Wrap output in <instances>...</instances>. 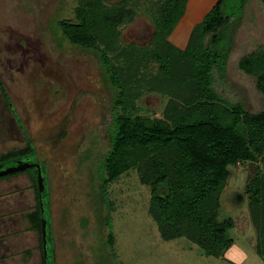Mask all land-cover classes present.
Instances as JSON below:
<instances>
[{"label": "rangeland", "instance_id": "obj_1", "mask_svg": "<svg viewBox=\"0 0 264 264\" xmlns=\"http://www.w3.org/2000/svg\"><path fill=\"white\" fill-rule=\"evenodd\" d=\"M156 1L137 2L135 16L120 28L122 46H150L154 26L145 10ZM216 1L189 0L169 42L183 49ZM76 7V0H0V155L25 148L27 141L33 146L35 157L28 162L44 170L49 226L44 257L41 233L27 220L36 210L31 173L0 179V264H263L245 194L257 171L264 174L259 162L227 168L219 219L231 217L234 228L232 245L218 258L205 256L185 238L161 239L148 213L150 188L139 182L135 170L109 184L102 200L114 91L97 57L71 45L57 26L60 20L74 22ZM240 16L226 65L228 87L219 94L256 114L264 110V96L238 64L264 47L263 3L247 0ZM166 101L160 94H143L140 114L160 118ZM107 217L109 227L103 221Z\"/></svg>", "mask_w": 264, "mask_h": 264}, {"label": "trees", "instance_id": "obj_2", "mask_svg": "<svg viewBox=\"0 0 264 264\" xmlns=\"http://www.w3.org/2000/svg\"><path fill=\"white\" fill-rule=\"evenodd\" d=\"M138 1L109 6L105 0H76L75 21L57 23L71 45L97 57L114 91L100 195L105 201L107 186L135 170L139 182L150 188L148 213L161 239L185 238L205 256L218 258L232 245L229 232L234 228L231 217L219 219L227 168L245 162L264 164V110L249 113L240 101L230 102L219 94L228 87L226 65L247 0H217L192 28L183 49L172 45L169 36L184 17L189 0L151 3L145 10L154 26L150 46H122L120 28L133 19ZM238 67L255 78L256 89L264 96V47L243 57ZM150 93L167 99L160 118L140 114L138 101ZM31 157L34 149L27 141L25 148L1 154L0 166ZM257 172L245 194L256 232L255 251L264 259V174ZM23 173H31L37 194L36 210L27 220L40 233L36 170L0 179ZM42 198L44 209L45 191ZM103 221L110 226L109 217ZM107 242L112 246L111 231Z\"/></svg>", "mask_w": 264, "mask_h": 264}, {"label": "water", "instance_id": "obj_3", "mask_svg": "<svg viewBox=\"0 0 264 264\" xmlns=\"http://www.w3.org/2000/svg\"><path fill=\"white\" fill-rule=\"evenodd\" d=\"M30 168L35 169L37 172V190H38L39 197H41L44 192V178H43V168L40 164L31 163L28 161H18L15 164H12V165H9L3 168L0 166V177L10 175L13 173H17V172H21L23 170L30 169ZM40 209L42 213L43 206H42L41 201H40ZM46 224L47 222L45 221V219L41 218V238H42V243H43V249H45V245L47 242Z\"/></svg>", "mask_w": 264, "mask_h": 264}, {"label": "flooded vegetation", "instance_id": "obj_4", "mask_svg": "<svg viewBox=\"0 0 264 264\" xmlns=\"http://www.w3.org/2000/svg\"><path fill=\"white\" fill-rule=\"evenodd\" d=\"M44 171V170H43ZM40 201L42 202V206L44 205V203H43V198H42V196L41 197H39V205H40ZM44 209H43V212H42V218H45L44 217ZM46 231H47V238H48V240H49V226H48V224H46ZM40 233H41V231H40ZM46 238V239H47ZM42 245H43V243H42ZM47 245H45V249H43V254H44V257H46V250H47V247H46Z\"/></svg>", "mask_w": 264, "mask_h": 264}]
</instances>
